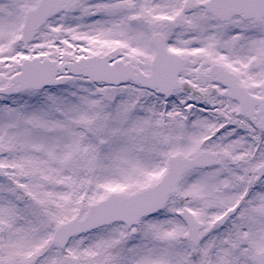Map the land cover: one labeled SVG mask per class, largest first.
I'll list each match as a JSON object with an SVG mask.
<instances>
[{
  "label": "snow or ice",
  "instance_id": "6c2138e0",
  "mask_svg": "<svg viewBox=\"0 0 264 264\" xmlns=\"http://www.w3.org/2000/svg\"><path fill=\"white\" fill-rule=\"evenodd\" d=\"M0 264H264V0H0Z\"/></svg>",
  "mask_w": 264,
  "mask_h": 264
}]
</instances>
